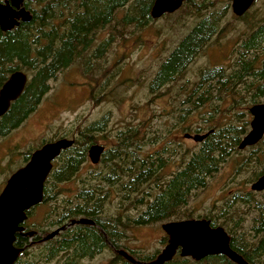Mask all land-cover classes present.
I'll return each instance as SVG.
<instances>
[{
  "label": "trees",
  "instance_id": "16d2710c",
  "mask_svg": "<svg viewBox=\"0 0 264 264\" xmlns=\"http://www.w3.org/2000/svg\"><path fill=\"white\" fill-rule=\"evenodd\" d=\"M153 3L154 0L26 1V7L32 12V20L20 22L18 26L8 31L0 28V86L11 72L21 69L32 73L22 97L12 106L8 115L0 123V135H6L9 133V128L20 125L37 108L43 96L50 89V79L55 78L60 71L76 61H80L85 72L93 70L96 65L92 63L93 60L103 57L111 41L109 38L106 39V42L96 47L95 52L92 51L91 47L101 29L111 23L114 29L131 25L143 28L153 19L150 14ZM128 4L130 6L128 11L121 19H118L117 11ZM184 4L195 6L196 14L200 19L162 62L151 82L152 89L176 81L212 36L222 31L219 26L220 11L203 13V10L206 11L209 8L206 0L200 3L195 0H185ZM247 13L248 11L239 17H245ZM263 31L264 22L258 30H253L244 39L239 56L233 61L229 70H227L229 67H221L200 73L201 78L193 84L192 93L195 97L192 100L193 103L202 105L212 97H218L220 93L226 91H230L231 94L224 93L222 99L231 98L233 105L237 102L238 96L246 101L248 106L264 103V61L261 67L254 69L255 58L249 56V52L258 47L259 35ZM119 33H121L120 30ZM19 63L21 64L18 65ZM251 76H255L256 84L253 81H247ZM90 94L92 100H95L93 89ZM16 113L19 116L14 122L12 115ZM236 115L239 123L242 121L241 127L233 122L223 127L212 125L211 128L214 131L203 139L200 149L185 159L182 169L168 177L164 171L169 162V156L165 158L162 154L158 158L154 155L139 158L138 151L143 139L139 137L135 129L129 128L127 133L124 132L126 136L122 142L126 150H119L118 154L111 150L110 155L106 157L112 165L110 172L107 175L102 174L101 178H98L101 173H95L96 178L93 183L89 177L83 179L82 183H85V186L79 189L77 196L72 198L73 200L65 198L68 202L64 203L65 200L57 202L56 191L53 190L54 185L72 178L87 161V150L94 142L93 131L100 129L102 122L90 124L81 130L80 134L73 138V145L62 151L64 164L59 169L53 170L45 182L44 200L40 205L52 201L50 211L44 213L45 218L42 223L39 221L29 225L26 221L24 226L25 231L33 229L47 234L52 227L67 224L70 220L81 217L93 219L97 226L74 224L45 243L26 246L15 264H34L40 259L49 260L59 255L60 264H76L82 257H92L106 247L108 248L109 242L115 248L125 249L134 258L143 262L154 259L156 254L142 255L126 249L121 244L120 240L125 235V229L165 220L193 218L189 214L183 215L181 210L187 203L190 192L204 186L206 177L217 169L219 163L224 161L232 150H239L238 145L242 135L249 129L246 119L247 112L240 111ZM183 117L186 115L181 113L182 121ZM179 125L180 123L177 122L176 127ZM196 130L199 132L202 129L197 128ZM174 143L179 145L178 142V144L172 142ZM162 151L170 152L168 146ZM30 155L31 152H28V159ZM114 155H117V160L115 158L113 161L110 160ZM168 155H173V153L170 152ZM258 173L254 176L256 177ZM159 181L160 186L156 189ZM117 184L119 186L116 190L121 195L116 206L117 213L102 217L100 213L105 210L102 204L108 203V186ZM238 200L249 207L252 198L249 195L240 197L232 193L219 210V214L207 215L204 218L209 219L212 226H223L231 235L232 248L242 254L251 264H264V202L256 201L257 204L253 205L258 212L255 216L256 226L254 227L257 240L251 241L246 234L238 231V226L243 220L236 204ZM141 205L144 209L137 213L132 214L128 211L138 209ZM34 208L28 211V216L32 214ZM167 239L168 236L165 235L162 243H165ZM28 242L27 237L17 234L15 241L17 246L23 247ZM37 247L41 250L33 255L35 260L29 263V259L26 260L25 256L30 249ZM114 256L119 264H135L117 252ZM165 264L236 263L220 254L207 256L197 261L176 254Z\"/></svg>",
  "mask_w": 264,
  "mask_h": 264
},
{
  "label": "rangeland",
  "instance_id": "374dc122",
  "mask_svg": "<svg viewBox=\"0 0 264 264\" xmlns=\"http://www.w3.org/2000/svg\"><path fill=\"white\" fill-rule=\"evenodd\" d=\"M195 1L200 3L202 0ZM206 2L209 3V8L203 10V13L220 11L219 26L222 31L212 36L176 81L159 88L152 89L151 82L162 62L200 19L195 6L184 4L173 13L152 19L143 28L131 25L114 29L111 23L101 29L91 47L92 51L106 39L111 41L103 57L93 60L92 63L96 64L93 70L85 72L80 61H76L60 71L55 78L50 79V89L37 108L20 125L12 128L6 135H0V192L9 176L24 165L25 153L34 152L50 140L64 136L74 138L90 124L100 121L102 127L93 131V143H105L107 153L103 154L97 164H92L87 157V161L72 178L56 183L53 190L56 191L57 202L65 198L73 200L79 189L85 186L83 179L89 177L93 183L95 173H101L98 175L101 178L102 174L110 172L112 165L106 157L111 150L115 154L120 153L123 138L129 128L135 129L143 139L138 151L139 158L156 153L164 154L165 158L169 156L165 169L167 177L182 169L185 159L202 145V142L186 138V132L197 133L196 129L200 128L202 130L198 133L203 134L212 125L223 127L230 122L238 123L241 127L242 121L239 123L236 114L246 111L249 125L246 134L250 130L252 116L249 108L252 105L248 106L239 96L234 105L231 98L222 99L223 94L230 95V91L222 92L221 96L212 97L200 105L192 102L195 98L192 90L193 84L201 78L202 71L221 67L230 69L239 56L244 39L253 30H258L264 22V0H256L245 17L236 16L228 0ZM129 7L128 4L119 9L117 18L121 19ZM259 37L258 47L249 52V56L255 58L254 69L261 67L264 61V31ZM27 73L31 78L32 73ZM248 80L254 84L257 82L255 76ZM91 89L95 92V100L91 98ZM181 113L186 115L183 121L180 119ZM18 116V113L12 115L14 122ZM177 122L180 123L178 127ZM172 142H178L179 145ZM166 146L173 155L162 151ZM252 152L251 149L232 150L217 169L206 177L205 185L190 192L187 203L181 208L183 215L189 214L193 218L215 216L220 213L219 210L232 193L248 195L255 173L263 169L264 141L260 142L257 154L253 155ZM116 156H111L110 160H117ZM118 186L119 184L108 186V203L102 204L105 208L104 217L117 213L116 206L121 196L116 190ZM256 198V201L264 202V197L257 195ZM51 205L52 201L36 206L27 223H42L45 218L43 215L50 211ZM238 207L243 217L238 231L246 234L251 241H256L254 227L258 212L253 205L247 207L242 203ZM142 209L143 205L128 211L133 214ZM167 221L125 229L121 244L142 255H157L167 243H162L167 235L162 224ZM55 228L52 227L50 231ZM40 250L39 247L30 249L25 256L26 260L29 259V263L34 261L33 255ZM114 254L115 251L108 247L92 257H82L76 264H119ZM60 263L59 255L49 260L40 259L34 264Z\"/></svg>",
  "mask_w": 264,
  "mask_h": 264
},
{
  "label": "water",
  "instance_id": "95a60500",
  "mask_svg": "<svg viewBox=\"0 0 264 264\" xmlns=\"http://www.w3.org/2000/svg\"><path fill=\"white\" fill-rule=\"evenodd\" d=\"M26 0H5L0 2V28L8 31L19 25V20L30 22L32 13L23 5ZM185 0H154L151 7V17L157 19L166 13L180 9ZM236 16H242L250 9L255 0H229ZM28 81V75L21 71L13 72L0 89V116L10 108L11 102L23 92ZM252 119L251 129L242 138L239 148L257 144L264 137V103H256L249 108ZM206 134H186L197 142L203 141ZM74 143L66 137L47 142L35 150L29 161L16 170L8 178L0 192V264H15L25 246L15 244L17 234L31 235L25 231L23 223L28 218V211L43 202L45 181L52 169V162L62 152ZM104 147L92 145L88 155L92 163L100 161ZM253 190L264 189V173L252 184ZM75 223H95L90 218L73 219ZM168 241L164 248L149 261H141L130 255L125 249L116 252L135 264H165L179 253L182 257L201 260L211 255H225L236 264H251L242 254L232 248L231 235L223 226H212L207 218H188L167 221L162 224ZM57 228L44 238L51 239L60 233Z\"/></svg>",
  "mask_w": 264,
  "mask_h": 264
},
{
  "label": "flooded vegetation",
  "instance_id": "af4514ba",
  "mask_svg": "<svg viewBox=\"0 0 264 264\" xmlns=\"http://www.w3.org/2000/svg\"><path fill=\"white\" fill-rule=\"evenodd\" d=\"M5 0H0V2H4ZM26 1H29V0H26ZM26 1H24V3H23V5L26 7ZM26 9H28L27 7H26ZM29 10V9H28ZM32 13V12H31ZM20 22H23V21H21V20H19V24H20ZM104 42H106V41H104ZM103 42V43H104ZM102 44V43H101ZM95 50H96V47H95V49H94V52H95ZM104 52H106V49H105V51ZM21 63H19L18 65H20ZM19 70H21V69H19ZM16 71H18V70H16ZM21 71H23V72H25L27 75H28V73L25 71V70H21ZM15 72V71H14ZM13 72H11L10 74H9V76H8V78L10 77V75L12 74ZM7 78V79H8ZM29 77H28V81H27V84H26V86H25V88H27V85H28V82H29ZM6 81V80H5ZM5 81L1 84V86H0V89H1V87L3 86V84L5 83ZM24 91H25V89H24ZM24 91L22 92V94L16 99V100H14V101H12L11 102V105H10V108H9V110L12 108V106H14L17 102H18V100L22 97V95H23V93H24ZM9 110L4 114V115H2V116H0V123L1 122H3L2 120H4V118L8 115V112H9ZM11 131V128H9V132ZM196 131H198V130H196ZM214 130L212 129V128H210V129H208V130H206L203 134H206L207 133V136L209 135V133L210 132H213ZM186 134H190V135H195V134H201V133H196V132H186L185 134H184V136L186 137ZM206 136V137H207ZM244 136V135H243ZM186 138H189V139H192V137H186ZM261 142V141H260ZM260 142H258L257 144H255V145H253V146H250V147H245L244 149H242V150H245V149H251V150H253V152H252V154L253 155H255V154H257V150H258V147L260 146ZM46 143V142H45ZM94 144H99V145H102L103 147H104V151H103V153H102V156H103V154H105V153H107L106 152V149H107V145L105 144V143H102L101 144V142L100 141H98L97 143H92L90 146H89V148L92 146V145H94ZM42 146V145H41ZM40 146V147H41ZM89 148H88V150H89ZM121 149L123 150V151H125L126 149L124 148V146H121ZM120 149V150H121ZM88 150H87V157H88ZM62 154V153H61ZM59 155L56 159H54L53 160V162H52V164H53V166H52V169H51V172L53 171V170H56V169H59L60 167H61V165H63L64 164V158H63V156L62 155ZM32 155V154H31ZM154 155V157L155 158H158L160 155H161V153H156V154H153ZM31 157V156H30ZM30 157H29V159H30ZM102 158V157H101ZM29 159L27 158V153H25V158H24V165H26V163L29 161ZM89 159V158H88ZM158 162V161H157ZM23 165V166H24ZM22 166V167H23ZM167 166H168V164H167ZM167 166L165 167V169H167ZM21 168V167H20ZM263 169L261 170V171H259V173H258V175L256 176V177H254L253 179H252V182L250 183L251 184V186H252V184L264 173V165H263V167H262ZM19 169V168H18ZM17 169V170H18ZM50 172V173H51ZM166 171H164V173H165ZM167 173H165V175H166ZM170 175V174H169ZM6 184V183H5ZM4 184V185H5ZM93 185V184H92ZM93 186H96V185H93ZM251 186H250V191L249 192H247V194L252 198V200L250 201V205H254V204H257V202H256V196L257 195H260V196H262V197H264V189L263 190H261V191H258V190H253L252 188H251ZM4 187V186H3ZM95 194V193H94ZM240 197L241 196H246V195H242L241 193H237ZM238 199H240V198H238ZM236 204L237 205H240V204H242V201L241 200H238L237 202H236ZM71 221L72 220H70L67 224H62V225H60V226H56V228L55 229H57V228H62L61 229V231H60V234L63 232V231H65L67 228H69L70 226H72V225H74V224H72L71 223ZM95 222V221H94ZM75 224H84V225H88L89 223H75ZM92 225H94V226H97V224H96V222L95 223H93ZM27 232H32V234L31 235H28V236H25V237H27L28 238V244L27 245H24L25 247L26 246H29V245H36V244H40V243H45L46 241H48V240H44V238L46 237V235H48V233L47 234H43L42 232H39V231H36V230H29V231H27ZM50 233V232H49ZM58 236V235H57ZM112 246V245H111ZM116 252V251H115Z\"/></svg>",
  "mask_w": 264,
  "mask_h": 264
},
{
  "label": "bare ground",
  "instance_id": "6f19581e",
  "mask_svg": "<svg viewBox=\"0 0 264 264\" xmlns=\"http://www.w3.org/2000/svg\"><path fill=\"white\" fill-rule=\"evenodd\" d=\"M14 28H15V27H14ZM156 183H157V182H155V184H156ZM159 186H160V181H159V184L156 185V189H157ZM100 214H102V217H104L103 212L100 213ZM108 244H109V247L113 248L114 251L118 250V249L115 248L110 242H109ZM111 245H112V246H111ZM106 249H107V247H106Z\"/></svg>",
  "mask_w": 264,
  "mask_h": 264
}]
</instances>
